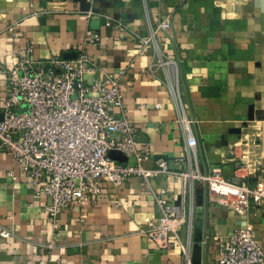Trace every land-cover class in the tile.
<instances>
[{"label":"crops","instance_id":"1","mask_svg":"<svg viewBox=\"0 0 264 264\" xmlns=\"http://www.w3.org/2000/svg\"><path fill=\"white\" fill-rule=\"evenodd\" d=\"M88 1L91 11L83 12L73 0H0V108L13 53L28 44L41 61L86 53L99 70L87 83L99 72L119 76L123 107L116 115L128 118L136 141L172 171L190 157L202 173L218 167L226 180L264 184V0ZM165 18L170 30L155 33ZM90 34L100 42L88 43ZM177 87L195 121L199 144L191 155L178 122ZM101 186L95 203L62 211L55 230L46 216L50 198L37 194L0 141V233L10 234L0 235V264H186L177 244L161 250L141 232L159 217L154 194L190 211L181 237L192 264H217L225 241L247 225L264 250V209L252 202L241 216L211 201L203 183H190L185 195L180 180L165 176L150 188L137 178L118 189Z\"/></svg>","mask_w":264,"mask_h":264},{"label":"built area","instance_id":"2","mask_svg":"<svg viewBox=\"0 0 264 264\" xmlns=\"http://www.w3.org/2000/svg\"><path fill=\"white\" fill-rule=\"evenodd\" d=\"M171 26V20L165 18L155 33H167ZM87 41L95 44L100 37L90 34ZM13 57L16 64L6 79L8 96L0 108L4 115L0 121L1 146L28 175L37 194L50 198L46 216L55 230L60 229L62 211L75 203H95L102 183L118 189L133 178L147 188L153 179L164 176L180 180L185 195L190 183H203L211 201L241 216L247 214L250 202L264 209L263 183L250 187L241 177L226 180L218 167L202 173L196 159L190 157L179 159L182 170L172 171L166 159L153 157L147 143L136 141L135 125L116 115L123 107L119 76L99 72L98 79L87 83L86 76L99 71L88 54L41 61L35 58L33 45L28 44L24 52L13 53ZM173 95L180 106L178 122L187 137V155L195 154L199 144L192 129L195 121L188 116L178 87ZM112 151L122 153L127 162L110 158ZM154 199L159 217L141 232L158 249L168 250L177 244L186 264H192L189 243L181 237L189 225L190 211L163 199L162 194H154ZM0 235L10 237L6 231ZM217 264H264V250L252 225L229 236Z\"/></svg>","mask_w":264,"mask_h":264},{"label":"water","instance_id":"3","mask_svg":"<svg viewBox=\"0 0 264 264\" xmlns=\"http://www.w3.org/2000/svg\"><path fill=\"white\" fill-rule=\"evenodd\" d=\"M75 1L76 3H79L80 4V8L83 12H89L91 11V8H92V4L91 2H89L88 0H73ZM96 12V11H95ZM96 13H99V12H96ZM99 25V22L98 21H93L92 22V26L93 28H98L97 26ZM3 117L4 115L3 114H0V121L3 120ZM109 157L114 159V160H117L119 162H127V158L120 152H116V151H112L109 153ZM196 242H200V238H196ZM199 246V244L197 245Z\"/></svg>","mask_w":264,"mask_h":264}]
</instances>
